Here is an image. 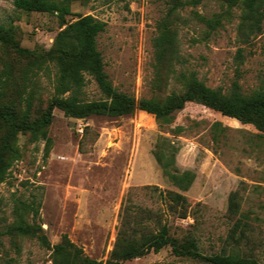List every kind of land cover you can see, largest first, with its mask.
Wrapping results in <instances>:
<instances>
[{
	"label": "rangeland",
	"instance_id": "rangeland-1",
	"mask_svg": "<svg viewBox=\"0 0 264 264\" xmlns=\"http://www.w3.org/2000/svg\"><path fill=\"white\" fill-rule=\"evenodd\" d=\"M167 0L73 1L66 21L90 15L105 24L97 38L104 71L112 85L136 99L153 95L152 40L156 24L165 14ZM203 15L220 11L213 1L195 8ZM190 8L181 12L188 20L178 29L183 68L196 73L210 88L227 92L237 80L242 93L256 89L264 77V21L259 34L242 43L237 36V11L206 42H192L200 27L190 20ZM0 25L11 28L21 48L48 51L59 21L53 14L24 12L13 0H0ZM241 50V58L236 59ZM9 73L7 101L24 108L32 101L38 115L54 95L56 68L47 61L40 70L23 73L25 61L0 48V71ZM179 69V67H177ZM238 74V75H237ZM238 76V77H237ZM86 78L84 100L101 97L94 81ZM173 80L156 96L177 92ZM47 138L18 134L19 158L11 161L0 183V228L15 220L21 204L33 205L38 215L28 222L41 226L51 244L66 234L83 254L104 261L112 248L123 208L130 204L148 212V226L156 220L166 224L176 238L191 237L203 255L238 250L264 264V141L247 124L221 116L194 103L186 104L165 118L136 111L120 117H66L54 108ZM83 125L82 133L77 125ZM167 138L178 148L175 167L189 170L194 179L187 191H179L162 175L153 157L157 137ZM264 136V133H263ZM264 138V137H263ZM148 186V187H146ZM238 190L240 211L249 217L251 231L238 247L227 240L232 224L226 216L227 199ZM161 191H178L186 197L190 216L172 214ZM0 236V264L12 258L16 264H52L50 251L34 238L14 240ZM123 264H203L190 258L174 257L169 247Z\"/></svg>",
	"mask_w": 264,
	"mask_h": 264
},
{
	"label": "trees",
	"instance_id": "trees-1",
	"mask_svg": "<svg viewBox=\"0 0 264 264\" xmlns=\"http://www.w3.org/2000/svg\"><path fill=\"white\" fill-rule=\"evenodd\" d=\"M73 1L89 0H13V6L18 10L48 13L57 17L59 31L46 52L21 48L15 41L14 31L0 25V48L13 51L16 57L25 61L23 73L40 70L47 61H52L56 68L54 95L36 116L32 114L29 97L25 99L23 109L7 101L9 73L6 67L0 71V183L6 178L11 161L19 158L16 146L18 134L45 139L48 145L47 128L53 119L54 108L73 119H86L93 115L120 117L136 111L161 119L188 103H194L240 124L251 125L257 131V137L264 141V77L259 86L248 94L242 93L237 80H233L227 92L210 88L197 78L194 71L183 68L185 60L180 53L178 40V29L188 22L181 12L190 8V20L201 29L199 37L192 39L193 43L206 42L225 22L232 20L234 11H237L238 39L248 43L251 37L262 30L264 0H167L164 17L157 22L156 35L152 40L153 78L150 90L153 95L139 99L118 91L104 71L96 38L103 32L105 24L90 15L78 16L73 21L65 20L71 14L70 5ZM209 1L217 3L220 11L203 15L195 10ZM240 53L239 49L236 55L238 61ZM85 76H89L96 84L101 94L99 99L84 100ZM170 80L177 83L180 90L163 97L156 96L168 86ZM177 151L178 148L172 142L159 136L152 154L170 184L179 191H187L194 174L189 170H177L174 161ZM161 196L176 217L183 219L190 216L189 204L180 192L161 191ZM29 213L32 219L36 218L37 207L21 204L16 209L15 220L0 228V236L8 237L16 250L19 247L14 240L34 238L42 248L50 251L52 264H123L149 252H158L164 247H169L174 257L190 258L203 264H259L255 258L238 250L203 255L191 237L179 239L172 236L169 227L159 220H156L157 227L151 230L148 226L151 215L136 210L130 204L120 214L119 226L107 258L97 261L85 256L83 250L71 242L66 234L61 236L58 243L51 244L39 224L26 220L25 215ZM226 216L232 220L227 240L238 247L248 239L251 231L249 217L240 211L238 190L228 195ZM3 264L16 263L8 258Z\"/></svg>",
	"mask_w": 264,
	"mask_h": 264
},
{
	"label": "built area",
	"instance_id": "built-area-1",
	"mask_svg": "<svg viewBox=\"0 0 264 264\" xmlns=\"http://www.w3.org/2000/svg\"><path fill=\"white\" fill-rule=\"evenodd\" d=\"M77 130H78L79 133H82V131H83V125L82 124H78L77 125Z\"/></svg>",
	"mask_w": 264,
	"mask_h": 264
}]
</instances>
